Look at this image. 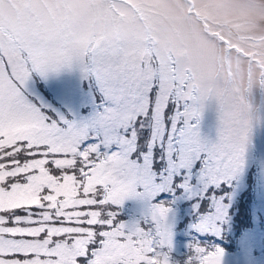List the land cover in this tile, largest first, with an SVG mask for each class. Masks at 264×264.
Wrapping results in <instances>:
<instances>
[{
  "label": "snow or ice",
  "instance_id": "obj_1",
  "mask_svg": "<svg viewBox=\"0 0 264 264\" xmlns=\"http://www.w3.org/2000/svg\"><path fill=\"white\" fill-rule=\"evenodd\" d=\"M124 7L0 0V264H264V156L241 87L264 89V63L226 70L241 106L210 139L212 90L171 52L130 47Z\"/></svg>",
  "mask_w": 264,
  "mask_h": 264
},
{
  "label": "rangeland",
  "instance_id": "obj_2",
  "mask_svg": "<svg viewBox=\"0 0 264 264\" xmlns=\"http://www.w3.org/2000/svg\"><path fill=\"white\" fill-rule=\"evenodd\" d=\"M124 3L120 28L130 47L135 49L147 43L162 53L171 52L203 88L212 90L201 115L200 131L210 139H217L225 111L232 105L241 106V93L235 91L239 81L230 80L226 70L230 68L239 77L247 73L252 61L264 63V0H124ZM17 15L15 5L5 12L6 17L13 19ZM241 87L244 102L252 105L250 154L259 158L264 156V89L259 78L251 87L245 79ZM258 195L246 193L241 203L248 205ZM180 208L186 209L187 204H181ZM243 220L241 216L237 223ZM255 255H261L259 249Z\"/></svg>",
  "mask_w": 264,
  "mask_h": 264
},
{
  "label": "clouds",
  "instance_id": "obj_3",
  "mask_svg": "<svg viewBox=\"0 0 264 264\" xmlns=\"http://www.w3.org/2000/svg\"><path fill=\"white\" fill-rule=\"evenodd\" d=\"M237 63H239V62L237 61Z\"/></svg>",
  "mask_w": 264,
  "mask_h": 264
},
{
  "label": "trees",
  "instance_id": "obj_4",
  "mask_svg": "<svg viewBox=\"0 0 264 264\" xmlns=\"http://www.w3.org/2000/svg\"><path fill=\"white\" fill-rule=\"evenodd\" d=\"M229 249H231V248H229ZM186 251V250H185Z\"/></svg>",
  "mask_w": 264,
  "mask_h": 264
}]
</instances>
